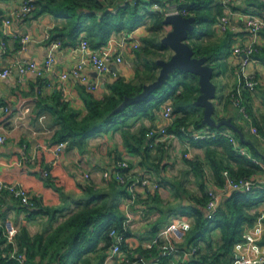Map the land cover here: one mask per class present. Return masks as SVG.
Listing matches in <instances>:
<instances>
[{"label": "crops", "instance_id": "0c3cea01", "mask_svg": "<svg viewBox=\"0 0 264 264\" xmlns=\"http://www.w3.org/2000/svg\"><path fill=\"white\" fill-rule=\"evenodd\" d=\"M252 1L261 5L255 6ZM161 2L165 10L168 5L175 4L172 0H161ZM19 4L20 0H0V39L5 42V48L3 50L0 48V69L8 66L16 56L33 60L38 64L51 56L53 66L58 73L81 64V73L86 75L90 82L98 83L94 92L96 96L101 97L107 92L106 85L117 77L125 81L134 80L136 70L142 68L146 58H150L139 51L141 38L149 34L148 17L131 31L112 32L109 38L120 40L127 35L132 41L138 42L139 46L132 48L128 41L124 48L117 50L122 58L121 61L116 62V57L113 56L109 63V70L98 74L88 62L85 61L83 64L81 62L84 53L79 49L78 43L82 37H85L83 32L74 44L70 41L63 44L60 40L52 38L53 29L65 22L62 17L49 12L39 15L31 13L25 17H10L6 33H3L1 19L8 16L9 11L18 7ZM222 7L223 16L212 24L214 35L204 37L203 42L214 40L218 43L222 37L221 34L229 32L232 34L230 45L232 50L234 43L250 37L248 29L244 26L242 15L260 14L264 8V0H230L228 6L222 5ZM220 20H225L226 23L220 25ZM169 29L170 26L164 24L161 30L165 32L159 34V37L161 38ZM21 35H27L23 48L20 42ZM259 42L262 46L264 45V37L260 32ZM96 48L98 47H92L89 41L88 50ZM166 51H169V55L171 54L169 48L161 50L162 58L169 57L163 54ZM157 58L155 57V60ZM225 60L230 70V78L229 82L228 80L224 82V88L215 105L217 119L233 118L232 122L241 126L244 138L253 142L255 149L264 159V142L250 132L249 127L230 103L224 105V97L231 91L236 81V57L232 51ZM250 67L261 80L255 97L250 100L252 111L259 116L264 113V64L253 60ZM158 70V66L153 69L155 76ZM215 77H219V74H215ZM81 86L86 88L85 82L76 78L70 77L60 81L51 74L39 77L31 71L20 75L16 69H13L6 77L0 78V104L8 105L10 109L9 112H0V133L6 136L5 142L0 144V181L19 183L25 188L30 199L36 198V206L26 207L17 197L6 190H0V225L3 220L8 219L15 228L14 240L12 239L14 247L15 236L22 229H25L30 236L37 233L46 236L69 215L86 205L85 189L81 188V183L83 173L88 172L92 188L110 196L123 190V194L119 193L114 200L123 220H127L128 235L123 246L125 255L129 257L141 255L147 260L158 258L161 264H173L176 260H181L182 252L161 256L157 246L148 248V244L159 231L166 228L177 217L189 222L188 230L191 229L194 217L188 210L190 206L195 205L194 197L201 194L200 178L196 176L191 160L204 163L206 190L220 186L215 184L211 170L205 165L204 148L193 145L185 134L160 138L146 152L141 150L132 138L130 141L133 147L138 148V151H133V148L131 149L125 143L124 132H127V136L133 134L139 137L142 128L157 129L167 124L161 111L164 103L172 99L168 97L158 109H154L153 117L131 116L124 122L103 127L97 133L87 137L82 147L67 144L55 156L51 147L56 144L52 141L57 124L54 121V113L48 108L49 106H45V103L50 105L53 103V97L59 96L61 101H65L71 109L82 115L85 112V106L81 98ZM179 90L180 88L177 92ZM196 114L202 116V108L198 109ZM245 133H248L250 137L245 136ZM149 138L147 133V138L140 143L142 148L149 144ZM255 158L264 166L263 160ZM119 159L127 160L131 171L147 177L150 184L146 187L140 185L132 188L124 185L112 187L113 182L103 179L102 173L112 168L115 161ZM250 176L257 181H263L264 167ZM154 183H157L158 187H155ZM261 184L264 185L262 182ZM230 192L231 190H227L220 196L218 206L225 203L226 196ZM132 193L135 194V198L131 200ZM261 211H264V204L248 210L249 213L257 212V214ZM203 212L206 216L205 207ZM205 238L209 243L202 239L189 241L184 235L183 239L175 245L184 251L194 247L208 255L216 252L221 243L219 229L208 231ZM102 244L103 242L100 241L98 247ZM110 246L111 240L110 245L101 250V253L107 256L110 253ZM231 253H233V247ZM228 257L225 262L215 264H231L232 254ZM214 258L215 256L210 261ZM116 259L117 257L112 259L111 264H115Z\"/></svg>", "mask_w": 264, "mask_h": 264}, {"label": "trees", "instance_id": "16d2710c", "mask_svg": "<svg viewBox=\"0 0 264 264\" xmlns=\"http://www.w3.org/2000/svg\"><path fill=\"white\" fill-rule=\"evenodd\" d=\"M172 1L179 9L185 8L188 12L187 15L195 16L194 29L188 34L193 55H206L212 64L215 59H218L217 57H226L227 47L231 45L232 41L231 33L228 32L219 39L222 42L221 47H223L220 52L217 49V41L203 42L204 37L214 35L212 24L223 16L221 0ZM154 3L160 10L152 7ZM252 4L261 5L253 1ZM164 10L165 6L161 0H126L125 2L123 0H35L33 2L31 13L34 15L49 12L65 20L61 26L53 29L52 35L53 39H58L63 44H67L69 41L74 44L80 33L83 32L92 47H100L107 43L112 32L131 31L146 17L150 20L149 34L141 38L139 51L145 53L146 56L151 55V57L146 58L142 68L136 70L134 80L125 81L121 77H117L106 85L107 92L101 97L96 96L94 91L86 89L87 87L81 86V98L85 106V112L82 115L71 109L65 101H61L59 96L53 97L52 104L45 103V106H49L48 108L54 113V121L57 124L52 141L54 144L67 141L69 146L80 148L84 145L87 137L97 133L103 127L124 122L131 116L153 117L154 109H158L168 97L173 100L172 114L174 117L172 124L166 127L169 133L183 136L184 133L180 129L182 126L186 129L191 126L193 129L206 126L208 129L219 132L230 130L238 138L237 133L227 126L215 128L201 122L202 116L196 114L200 107L193 104L199 91L198 77L183 70H175L163 86L152 91L142 100L129 104L120 111H113L125 95H135L141 91L144 83L156 78L155 72H153V69L158 66L155 57L162 58L160 51L167 48L161 43L159 37V31L164 25L162 23L165 15ZM260 34L264 37V28ZM252 59L254 62L264 64V45L258 47L253 53ZM178 88L180 90L177 92ZM231 91L224 97V105L230 103ZM244 97L247 111L252 116L259 132L264 135V113L256 116L250 106V100H253V97L246 91ZM231 120L233 121V118ZM239 127L241 128V126ZM150 130L142 128L139 137L133 136V134L127 136V132H124V141L131 149L133 148V151H138V148L133 147L134 145L130 141L132 138L139 148L141 147V150L146 152L151 147L150 143L153 142V138H149V144L144 148L140 143L147 138V133ZM189 140L193 145L204 148L205 165L211 170L215 184L222 185V170H227L233 178L238 179L249 177L261 168L249 157L236 151L228 138L223 135L219 134L214 138L203 140ZM251 143L250 145L239 140V144L245 146L253 157L264 161L261 154L255 149L253 142ZM190 162L196 176L200 178L201 194L194 197L195 205L190 206L188 210L194 217V223L185 235L189 241L202 239L209 243L205 234L218 228L221 238L216 252L208 255L197 249L192 262L198 264L225 262L232 254L234 242L241 238L244 224H251L258 215L257 212L249 213L248 210L264 204V185L249 191L231 190L230 194L226 196L225 203L218 206L214 216L207 218L203 212L208 198L204 182V163L199 160ZM111 182H113L112 187L121 185L115 181ZM119 193L123 194V190L110 196L92 188V186L87 187L84 190L87 203L83 208L69 215L46 236L41 233L30 236L25 229H22L15 236V247L13 241L6 239L0 225V264H102L106 255L101 253V250L110 245L108 232L113 227H120L123 221L114 200ZM31 201L33 206H36V198H32ZM89 203L93 204L89 205ZM127 235L128 232L125 233V236ZM100 241L103 244L98 247ZM259 243L264 245V236ZM13 251L15 254H23L24 261L22 263L10 256ZM214 256L213 261H210Z\"/></svg>", "mask_w": 264, "mask_h": 264}, {"label": "built area", "instance_id": "2783aa9c", "mask_svg": "<svg viewBox=\"0 0 264 264\" xmlns=\"http://www.w3.org/2000/svg\"><path fill=\"white\" fill-rule=\"evenodd\" d=\"M35 0H20L18 7L12 8L8 16L1 19L2 32L6 33V26L10 21V17H25L31 14L33 9V2ZM126 0H123L125 2ZM134 2V1H133ZM222 5L228 6L230 0H221ZM153 8H158L157 4L152 5ZM160 10V9H159ZM179 12L182 15L187 16V10L185 8L179 9L176 4L168 5L164 10V14ZM244 26L248 29L250 37L247 40L238 41L232 45V54L236 57V81L232 87L230 104L236 109L237 114L242 121L249 127L252 134L257 136L264 142V137L258 132L254 125L251 115L248 113L245 105L244 92L255 97V94L261 85L260 78L256 75L255 71L251 69L253 63L252 55L262 46L259 42V32L264 28V8L260 14H243L242 15ZM225 20H220L219 24L224 25ZM27 40V35L20 36L21 48L24 47V43ZM130 41L132 48H137L139 43L132 41L129 36L125 35L120 40L115 38H109L105 45L96 49L88 50L89 41L86 37H82L79 40V49L84 53L81 62L82 64L88 62L94 70L100 74L109 70V63L113 56L116 57V62L121 61V56L117 53V50H121L125 47V44ZM0 48H5V42L0 39ZM19 53V51H18ZM13 69L21 75L27 71L33 72L36 76L43 77L46 74L56 76L60 81L67 80L68 78H76L85 82L86 87L89 90L95 91L98 87L97 82H90L88 77L81 73V64H78L68 71L57 72L53 66V57L49 56L41 63H36L33 60H27L16 56L13 61L6 67L0 69V78L6 77ZM9 106L0 104V112H9ZM172 107V99L166 101L162 108V116L167 120V124L158 127L157 129H151L148 132L149 137L153 138L152 146L160 138H168L175 136L173 133H169L166 127L170 126L174 120ZM181 131L186 135L187 139L203 140L208 138H214L217 135H223L228 138L232 147L238 151L241 155H246L252 161L259 164L260 167H264L255 157H253L249 150L245 146L239 144V138H237L230 130L216 131L208 129V127L193 129L192 126L186 129L182 126ZM6 140V136L0 133V144H3ZM67 145V141H60L51 147V151L57 156L61 150ZM223 183L218 187H210L207 189V201L205 204L206 217L212 218L217 211L219 198L227 190H242L249 191L255 187L262 186L261 182L256 178L241 177L238 179L233 178L227 170L221 172ZM103 179L108 181H115L121 185L129 188L135 185L146 187L150 184V180L145 176L134 174L129 166V162L125 159H119L115 161L112 168L104 170L102 173ZM91 185L90 174L88 172L83 173V181L81 188L86 189ZM158 187L157 183L153 184ZM0 190H6L14 197H17L20 202L26 207H32L33 203L27 194L25 188L19 183H5L0 181ZM135 198V194L132 193L131 200ZM2 232L8 241H12L15 228L8 219H5L2 224ZM190 228L189 222L181 217L175 218L166 228L159 231L157 236L148 244V248L158 247L160 249V255L166 256L174 252H182L183 257L181 260H176L173 264H198L193 263V257L196 249L193 247L189 250H182L175 244L183 239L184 235ZM128 230L127 220H123L120 227H113L109 230L108 236L111 240L110 253L105 257L102 264H111V260L116 258L115 264H161L158 258L153 260H147L141 255L128 256L123 253V246L125 243V233ZM264 236V211L258 213L256 218L251 224H247L243 227L241 238L234 242L231 264H264V245L259 241ZM11 257H14L18 262L24 261L23 254H15L11 252ZM184 258L186 261L184 262Z\"/></svg>", "mask_w": 264, "mask_h": 264}, {"label": "water", "instance_id": "95a60500", "mask_svg": "<svg viewBox=\"0 0 264 264\" xmlns=\"http://www.w3.org/2000/svg\"><path fill=\"white\" fill-rule=\"evenodd\" d=\"M194 22V15L185 16L179 12L164 15L162 23L169 25L170 29L160 38V41L171 50V54L167 58H157L155 62L159 70L156 78L144 83L141 91L135 95H125L113 111H120L127 105L142 100L152 91L163 86L175 70H183L198 77L199 93L193 104L202 108L201 122L215 128L227 126L237 133L241 142L251 145V141L244 138L242 129L230 118L217 119L213 117L215 111L214 98L216 96V84L212 80L214 68L212 63H209L206 55H193V49L188 42V34L194 29Z\"/></svg>", "mask_w": 264, "mask_h": 264}, {"label": "rangeland", "instance_id": "374dc122", "mask_svg": "<svg viewBox=\"0 0 264 264\" xmlns=\"http://www.w3.org/2000/svg\"><path fill=\"white\" fill-rule=\"evenodd\" d=\"M149 26V25H148ZM167 28H169V27H167ZM149 30V29H148ZM162 30H163V28H162ZM162 30H160V32H159V34L161 35V33H163V32H165V31H162ZM225 34V33H224ZM224 34L222 35L221 34V36H224ZM188 42H189V40H188ZM222 46V42L220 41V42H218V50H219V52L221 51L220 49L222 48L223 49V47H221ZM217 50V51H218ZM227 50H228V52H227V55H226V57L231 53V47L230 46H228L227 47ZM225 52V51H224ZM163 54H166V55H169V51L167 52H164ZM148 57H151V55H148ZM218 59H215V61H214V63L212 64V66L214 67V75H213V77H212V80L214 81V83L216 84V96H215V98H214V101H215V105H216V103H218V96H220V93H221V91H222V89L224 88V82L226 81V80H228V82H229V76H230V70H229V67H228V64H227V62H226V60H225V57H222L221 58V56L220 57H217ZM210 63V62H209ZM215 74H219V77H215ZM233 75V74H232ZM232 79V78H231ZM230 79V83L232 82V80ZM173 101V100H172ZM213 117H215V118H217V108L215 107V111H214V113H213ZM245 136H247V137H250L249 135H248V133H245Z\"/></svg>", "mask_w": 264, "mask_h": 264}]
</instances>
